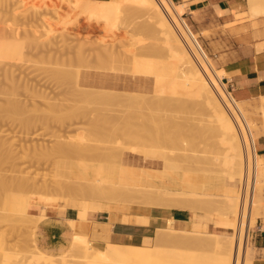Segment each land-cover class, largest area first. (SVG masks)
<instances>
[{"label": "bare ground", "instance_id": "obj_1", "mask_svg": "<svg viewBox=\"0 0 264 264\" xmlns=\"http://www.w3.org/2000/svg\"><path fill=\"white\" fill-rule=\"evenodd\" d=\"M61 1L62 0H60L59 2L61 3ZM63 3H67V4H65L67 6H65V5L64 6L68 7V9L67 8L66 9L70 10V11H68V13H70V14L66 13V15H69V17L71 19L73 18V21H75V25H77V28L78 29L86 28L87 30H85V31L88 32V33H86L88 36H84V37H88V38H85V39L83 38L84 40H81L79 38V36L73 40L71 39L70 36H67V38L70 37V39L68 38L69 41L70 40L74 41L77 39L80 40L79 42H76V44H78V46L75 43H73L77 47L73 46L72 43H69L67 38H66L67 40L64 41V44H66V45L69 44V45H71V47L72 46L76 47L75 49L73 47L69 48V46L67 45L70 53H73L76 56H78L77 59L79 58L78 59L79 63L82 64L85 61V64H87V63L89 64V61L91 62V60H88V59H92L93 61L95 60L96 64L92 61V64H94V65H92V64L88 65L87 64V66H89V67L92 66V67H96V68H106L107 67L106 65L110 62L108 65L111 66L110 68H112L113 70L116 69V70H120V71H124V72H129V73L131 72L133 75L138 76L139 78H140V75H147V76H149V80H151V78H153V84H154V94L146 96L144 94H146L147 92H143V91L139 90V88H138L139 86L131 85V91L126 90V89L118 90V89H115L118 86L116 83H107L104 81H100L96 76H94L96 74H103L105 72H92L90 70H87L84 73L83 78L82 79L80 78L77 80V83L81 84L83 88L79 90L76 88V85H75L76 90L73 88L76 92V94H75L76 97H77V95H81L79 97H81V99H82V101H84V103L87 99H88L87 101H89V99H90V102H88V103H90V105L93 104L92 106H95L97 103H98L97 105H100V107H97L98 110H99V108L101 109L104 106H107V107H105V109L103 108L100 111L101 112H111V118H112V112H115V113L118 112L119 113V114L117 113L116 116H115V113H113L114 116L117 118V120H115L117 122H116V124L114 123L115 127H114V129L112 128V130H114L113 133L116 132L118 134V136L116 138H119V140H121L120 142L119 141L115 142L117 145L116 147H114V149L116 148L117 152L116 151L113 152L115 154V156H113L115 158V160L113 161L112 164L110 163L111 165L109 164L108 167H107L106 163H108L109 160L107 161L105 159L106 163H103V162L100 163V161H98L100 164L98 163L99 165H97V167H96V178H95V180L89 181V182H81V183L77 182L78 185L74 184V186H76V187H74V189H72L77 193L76 195H80L81 197L86 196V195L93 196L95 198L94 200H96V201H94L95 203L92 202V204L90 201V207H92V206L95 207L94 208V211H95L96 205L98 206V209H100V206H101L102 207V209H100L101 212H108L110 215L109 216V222L110 223H107L106 225L103 224V226H101L100 231H98V228L96 227L97 223L95 224L96 226L92 230L94 236L106 238V240H107L108 234L110 231L111 223L114 221H117L119 219L118 217H115L114 210L118 209V208L123 209V207H124V205L122 206V205H120V203H122V204L123 203H132V204L136 203V204L148 206L150 208V211L153 214H163V215H169L171 213L172 207H174V208L176 207L177 209L181 208L182 210L184 208L191 207V206H188L190 203V202H188L189 201L188 198L186 197L187 201L183 197L180 198L179 195L181 193L177 189L167 188L164 190V189L156 187V186L136 187V186H131V185H127V184H122V183H119L115 180V176H116L117 171L130 170V169H135V168H142V169L148 170V173L150 176H156V175L161 174L163 176L171 177L174 173L173 172L174 170H176V169L180 170V168H184V167H182L183 165H185V164H182V163H184V161H186V160H188L186 162L191 161L192 158H190V156H187L189 153H187L186 156H185V154L180 155L179 153H178L179 154L178 155V154H176L175 150L173 149L174 146L171 148V146L176 144L175 142H178V141H176V139L171 136L174 131L171 133V135H169V132H171V131L167 130L168 129L167 127H170L169 125L171 122L167 126V124H165V122H164L166 119L164 120V118L160 115L163 108L166 109V107L169 106L170 103H172L173 99L181 98L184 96V97H186V99L188 97L189 100L192 98L193 99L192 101H195L197 105L200 104L201 106H203L204 110L207 111V113L205 111V113L207 115L206 116L207 117L206 122L209 123V125L212 123V121L215 122V124L214 123H212V124H214L215 129H217V133L219 132L218 136H219V134H220V136L224 134L223 136L226 138L228 143L222 142L224 139L223 136H222L223 139H222V137L219 136L222 139V141H221V139H219V140L222 143H224V146L226 145V148H227L226 150L229 149V146L231 148V152H230V150H228L227 152H230V154L228 153V156H230V157L232 156V159L229 157L228 160H230L229 164H231L230 165L231 174H233L235 176V178L233 179V180H235L234 183H236L238 181V179L241 181V179L245 177V173H246V177H245L246 183L244 185V192H243V198H242V204H241L242 208L240 207L241 191H239L235 195H228L226 200L222 198L223 200H225L223 202L224 203L223 205L225 207V208L223 207L224 213L221 212L222 216L218 215L215 223L219 226H223L224 228L231 229L232 231H234V234H232V235L218 234V237H221V240L219 238L220 242H219L218 238H216L215 235H212L211 238L208 236L209 239L206 236L207 240L205 238H203L202 234L206 232V231L203 232V226L205 224L204 222L193 221L192 228L183 229V228L171 226L172 221H174L175 219L173 217H168V218H166L168 221V224H169L168 227L167 228H162V227L157 228L155 240H154L155 246L151 245V246L145 247V246H137V245H132V244L131 245L130 244H115V246L109 247L108 251L106 252L107 256L105 255V252L102 253L103 247L94 246L91 243L92 241H90L88 239L89 227L87 225V220L82 221V218H85V219L88 218V214L90 211H87V210H89V209L85 208L87 212H84L85 211L84 208H83L84 211H81L78 202L74 200L75 202H77V203H74V202H72L73 200L71 199L70 207L77 209L78 219L68 220V222H69L68 223L69 224L68 232L69 231L71 233L73 232L72 234L68 233V235H71L73 240L75 239V241L73 243H77L76 242V235H75V237H73L74 233L77 234V240H78V235L80 238V241H79L80 243L78 244V246L74 247V245H73L72 247L76 251L77 256H79V257L82 256L85 258L87 257V260H88V257H90L89 258L90 260L93 257L92 260H95V261H89L88 260V261H80V262L76 263V262H72L71 260H64V261H59L58 264H73V263H75V264H111V263H113V264H251L249 258H246V256H245V253H246L245 249L247 247V242L250 240L249 239L250 230L248 231V237H247L246 231L249 228V224H250V217H251V212L253 209L252 199H254V197H253L254 187H256L255 184H257V183H255V182L258 179V178L256 179V177H257V175H256L257 160H256L255 153L253 151L252 137L248 133V127L250 124L242 121L240 113L238 112V110L234 106L233 99L231 98L230 94H228L222 86V77L226 74L225 71L223 69L213 68L212 65L205 60V58L203 57V55L201 54V52L197 48L194 40L192 39V37L188 33L187 29L185 28V26L182 24L179 17L177 16V13L175 11L172 0H73V1L64 0ZM63 3H61V4L63 5ZM250 10H251L253 16L259 17V15L264 14V5L262 4V0H250ZM59 12H61V11H59ZM65 12H67V11L65 10ZM54 15H57L56 16L57 18L59 17V19L57 21L58 24L60 23L62 25H67V23H69L65 20V18L66 19L68 18L65 16V13H64V15L59 14V13H56ZM101 18H104L105 22L108 24L110 31H113L110 27H112V28L114 27V28L118 29V27L120 28V25H121V24L120 25H118V24L122 23V25L124 24L125 26L129 27L131 29L130 30L128 28L129 31L133 32V34H136V32H138L141 34L144 33V34L151 35V36L143 35V37L145 36L146 40L150 39L152 41L144 42L145 39L144 38H143L144 40L141 39L142 35H141L140 39L137 38L135 40L136 37L133 36V34L131 33L132 36L131 35L125 36V38L127 40H128L127 37H129L130 40H128V41L130 43H128L127 40H124L126 43H123L124 41H122L123 39L121 38V36H120L121 40L120 39H114V37L110 35V33H112V32H110L109 35L111 36V39H110V37H109V39H107L108 36L106 37L105 35H103L104 37L101 36L103 38H101L99 40L95 39V41L91 42L89 40L90 32H89L88 28L91 27L90 31L92 29H94V30H92L93 33H96L97 30L99 31V29H97V27H99V26H97L95 28L94 26L96 24L93 26L92 22L94 21V19L99 21ZM83 20H85V22L81 23V21H83ZM73 21H72V23H74ZM81 25H83L84 27H81ZM114 25H116V26L118 25V27H116ZM108 27L106 28V30L108 29ZM81 30H83V29H81ZM115 30H114V32H115ZM79 32L80 31H78V33ZM108 32H109V30H108ZM108 32H107V35H108ZM62 35H63V33H62ZM84 35H85V33H84ZM130 36H131V38H130ZM18 37L19 36L16 35V38H18ZM2 38L4 39V41L3 40L0 41V63L4 62V60H21L23 58V53H24V52L22 53L21 50L23 49V47H25L23 44H24L25 40H27V39L23 38V41H24L23 44L21 41L22 37H20L18 39L21 42V44L23 45V46L21 45L22 49H20V46L16 42H10L9 39H8V42H6L7 40H5V39H7V38L1 37L0 39H2ZM33 38L30 39L28 36V40L30 39L29 41H31V40H34V41L38 40V42L41 41V38H40V40L38 38L35 39L36 36L35 37L33 36ZM81 38H82V36H81ZM64 39H60L59 41L64 40ZM131 39L132 40L134 39L133 44L131 43ZM44 40H46V39H44ZM55 40H56V38H55ZM118 40L121 41L120 44H118V42H119ZM65 42H68V43H65ZM34 43H32V44L34 45ZM27 44H31V43H27ZM39 45H40V43H39ZM158 46L159 47L161 46V48L165 49L164 52L166 51L167 54L166 53H164V54L159 53V52H163V51L158 50ZM68 48L66 47V49H68ZM43 49H44V47H43ZM92 49H95L97 52L95 50H92ZM163 49H161V50H163ZM89 50H91L90 51L91 53L87 52ZM260 50H261V47H260ZM52 51H54V50H52ZM28 53H30V52H28ZM39 53H41V52H39ZM165 54L167 55V57H165ZM55 55L53 56V58L57 56V55L56 56ZM76 56H75V58H76ZM88 57H91V58H88ZM48 58L50 59V56H48ZM57 58H59V57H57ZM57 58H55L54 63L56 65H58V64L61 65L62 64V62L60 64L61 60L59 61ZM71 58H73V57H71ZM80 58H81V60H80ZM86 58H87V61H86ZM51 61H52V59H50V63H51ZM80 61H82V62H80ZM76 62L78 65V61H76ZM113 63L115 65V67H112L114 65H110ZM12 65H13V63H12ZM12 65L10 63H8V66H12ZM51 65H52V63H51ZM54 65H52V66H54ZM3 66H5V64ZM62 66H64V65L62 64ZM80 66H82V65H80ZM83 66H84V64H83ZM1 68L2 67H0V69ZM3 68H2V70H4ZM55 68H52L51 71L54 72ZM75 68H71V69H73V72H74L73 73L72 70H70V73L71 72L73 73L71 75H70L69 71L67 70L68 68H65V69L62 68L65 71H62L63 75L61 74L62 72L60 74L62 75V77H65L68 73V75H70L69 77L66 76L68 78L66 81L68 82L69 78L71 76L75 77V75H74V74H76ZM56 69H55L54 74L59 76L58 73L62 69H60V71H57L58 73L56 72ZM57 70H59V68ZM10 71H11V69L6 67L5 68L6 74L3 72L5 74V76L7 75L6 78H8V79H10L13 75V72L11 71V77H9ZM8 74H9V76H8ZM64 74H65V76H64ZM106 74H108V73H106ZM51 76H52V74H51ZM78 76H79V73H78L77 77ZM13 77H14V75H13ZM13 77H12V79H13ZM15 77H14V80H15ZM59 77L56 78L57 81H60V80H58ZM66 77H65V79H66ZM72 77H71V79H72ZM91 77H93V79ZM74 79H72V80H74ZM14 80L10 81L11 84L17 85V83H14ZM7 82L8 81H6V85H7ZM19 83H20V81H18V84ZM63 83H64V79H63ZM69 83H71V86H72L73 82L69 81ZM20 84L18 85V87L22 86V89H23L22 81ZM68 85H70V84H68ZM0 86H1V84H0ZM9 86L10 85L8 84V87ZM24 86H26L25 88H28L31 90V88L28 87L29 86L28 84H26ZM59 86H60V84H59ZM15 87L16 86H14V87L11 86V88H15ZM61 87L62 86H60V88ZM2 90H4V89H2ZM25 90H27V89H25ZM7 91H8V89H7ZM27 91H25V92H27ZM68 91H69V88H68ZM61 92L62 93H59V94H65L64 90ZM78 92H79V94H77ZM1 93H2V91H1ZM66 93H67V91H66ZM72 93H74V92H72ZM27 94L25 93V96ZM14 95H15V93L12 96H14ZM37 95H39V97L45 98V96L40 95V93H38L36 91H30L29 92V96L25 97V98H27V101L23 102V100L20 99V101H22V104L19 102L18 99H17L18 102L16 101L17 103H15L13 100V97H12V101H10L9 100L10 98H8V100L11 103L15 104V106L13 104H11L12 106H10L11 108H13V106L15 108V109L10 108L11 112H12V110H16V112L13 111L12 114L17 115L20 112V114L22 115L23 110L25 112H28L29 109L25 110L24 105L26 107H28L30 103L35 105V103L37 102L35 100H37V98H38ZM56 95L58 96V93H56ZM18 96H19V94H18ZM83 96L86 98V100ZM16 97L14 96V98H16ZM35 97H37V98H35ZM68 97H66L65 99L68 100ZM57 98L61 99L60 95ZM69 98H71V97H69ZM73 98H75V97H73ZM60 99H59V101H60ZM75 99H77L76 102L80 100V98H75ZM8 100L5 103L8 104ZM61 100H63V99H61ZM91 100H96L97 103L96 102H95L96 104L92 103ZM180 100H182V99H180ZM64 101H66V100H64ZM70 101H72V100H70ZM10 102H9V104H10ZM184 102H185V99H183V103ZM23 103H24V105H23ZM60 103H62V102L60 101V102L51 103V104H47V105H49L51 109L56 110L57 108L59 109L60 106L62 105ZM84 103H83V105H84ZM187 103H188V101H187ZM7 104H5L4 106H6ZM67 104H68V102H67ZM79 104H80V102L77 104V107H80V106H78ZM1 105L2 104H0V106ZM65 105H63V106L65 107ZM70 105L71 104H69L68 106H70ZM73 105H75V103ZM181 105H182V103H181ZM85 106H87V105H85ZM172 106H174V105H172ZM186 106H187V104H186ZM8 107L6 108L7 110L9 109ZM77 107L73 108V110L76 111V109L77 110L80 109ZM3 108L0 109V111H3ZM81 108H82V106H81ZM62 109H65V108L62 107ZM70 109H71V107L70 108L68 107V110H70ZM93 109H95V108L93 107ZM149 109L151 110V113L154 112L153 115H150L151 118L148 115ZM89 110H91V109H89ZM89 110H87V111L89 112ZM102 110H104V111H102ZM150 110H149V112H150ZM170 110L167 109V111H170ZM188 110H190V109H188ZM202 110L203 109H201L200 111H202ZM71 111H72V109H71ZM56 112H57V110H56ZM64 112H65V110H64ZM84 112H86V111H84ZM90 112L92 113V110ZM28 113H25L24 115L25 116L26 115L27 116L32 115L30 112H28ZM67 113L69 114V111H67ZM8 114L9 113H7V115ZM20 114L18 116H20ZM59 114L61 116L64 113L63 114L59 113ZM65 114H66V112H65ZM68 114H66V115L68 116ZM165 114H166V112H165ZM181 114H184V113H181ZM10 115H11V113H10ZM71 115L73 116V113ZM71 115H70V117H72ZM103 115H104V117L106 116L105 114H103ZM3 116H5V115H3ZM60 116H58V117H60ZM91 116H89L90 120L92 119ZM109 116H110V114H109ZM146 116H149V118ZM32 117H33V115H32ZM32 117L31 118L29 117L30 122H31V120H33L32 122H34V119ZM74 117H76V114ZM101 117L102 116H100L99 118H101ZM177 117H179V116H177ZM65 118L68 119L69 117H65ZM95 118H98V117H95ZM95 118H93V120H91V122L94 121ZM211 118H213V119H211ZM0 119H1V117H0ZM2 119H4V118H2ZM52 119H54V118H52ZM208 119H209V122H208ZM22 120H24V119H22ZM26 120H28V118H26ZM26 120H24L23 123H25ZM96 120H99V119H96ZM112 120H114V119L112 118ZM147 120L149 122L151 121V124H149L147 122ZM10 121H11V119H10ZM106 121H109V120L106 119ZM144 121H145V123H144ZM166 121L168 123V120H166ZM210 121H211V123H210ZM2 122H1V124H2ZM35 122H36V119H35ZM55 122H56V120H55ZM10 123L12 124V122H10ZM26 123H27V121H26ZM99 123H102V122H99ZM141 123L143 124V128H145V127L147 128L149 126L148 129L145 128L146 129L145 131L148 130V133H146L145 135H142L143 133H141L140 129H139V127L141 126L140 125ZM172 123H175V122H172ZM6 124H8V123H6ZM91 124H94V122ZM145 124L147 126L144 127ZM2 125L4 126V124H2ZM21 125H22V123H21ZM243 125H244V128H243ZM18 126H20L19 123H18ZM22 126H21V128H22ZM99 127L100 126H98L96 128L98 129ZM194 127H196V126H194ZM197 127H199V126H197ZM24 128L26 130L27 125H25ZM28 128H29V125H28ZM92 128H90V129L92 130ZM140 128H142V126ZM4 129L5 128H3L2 130H4ZM18 130H19V128H18ZM102 130H104V129H102ZM220 130L223 134L220 132ZM0 131H1V129H0ZM21 131H22V129H21ZM94 131L95 130L93 129V132ZM145 131H144V133H145ZM185 131H187V130H185ZM2 132H1V134H2ZM103 132H105V134L108 133V132L106 133V129ZM182 132H183V130H182ZM95 133L96 132H94V134ZM183 133H185V132H183ZM193 133H195V132L193 131ZM200 134H202V133H200ZM97 135H99V134H97ZM102 136H104V135L100 134L99 137H102ZM174 136H175V134H174ZM0 137H4V136H0ZM108 137H111V136H108ZM95 138H97V137L95 136ZM116 138L114 136V139H116ZM192 138H191V140H192ZM92 139H94V138L92 137ZM105 139L106 138H104V140ZM95 140L96 139H94V141ZM99 140H100V142L101 141L104 142L103 139H99ZM99 140H97V141H99ZM194 140H195V138H194ZM194 140H193V142H194ZM210 140H209V142H210ZM88 141H89V139L87 140V138H85L84 140L77 142V143H70V142H67L65 140H63L62 142L58 141L60 143H57L59 145L56 144L59 147V151H57V152H61L60 148H61L62 152L64 149H65L64 152L65 151H67V152L72 151L73 152L76 150L75 152L78 153L77 154V156H78L82 150H84V151L87 150L84 153V155H82V156L80 155L81 158L89 157V156H92V157L95 156L96 157L98 155V152L95 151V148H94L95 146L92 148L91 147L92 143L90 144ZM107 141H108V139H107ZM167 141L169 142V144L172 143V145H170V147H167L168 145L167 146L165 145L168 143ZM198 141H200V140H197L196 142H198ZM5 142L6 141H4V143ZM117 142H119V145L117 144ZM212 143H214V142H212ZM227 144H228V147H227ZM2 145H4L3 141H2ZM210 145L212 146L213 144H210ZM215 145H216V143H215ZM98 146L99 145L96 144V147H97L96 149H99ZM58 147L56 148V146H55V149H58ZM68 147H70L69 150H67ZM203 147L205 148V146H203ZM91 148L93 149L92 150L93 153L90 152L91 150L89 151L90 153L88 152V150ZM107 148H109V147H107ZM110 148H111V150H113L112 147H110ZM183 148H184V146H183ZM0 149H1V147H0ZM10 149L8 148V150H10ZM52 149H54V148H51V150ZM103 149H104V147H103ZM185 149H186L185 151L187 152L188 150L186 147H185ZM188 149H189V147H188ZM6 150H7V148H6ZM6 150H5V152H6ZM77 150L79 152H77ZM109 150L110 149H108V151ZM192 150H193V148H192ZM202 150H204V149H202ZM214 150H215V148H214ZM45 151H47V150H45ZM84 151H82L81 153L83 154ZM106 151L107 150L100 152V154L98 156L100 157L101 153H103V157L105 156V158H107L106 157V153H107ZM190 151H191V149H190ZM193 151L195 153V149ZM54 152H56V150ZM201 152H203V151H201ZM208 152H209V150H208ZM7 153L9 154V151ZM86 153H87V155H86ZM231 153H233V155ZM43 154H45V153L43 152ZM65 154H67V153L65 152ZM202 154L203 153H201V155ZM207 154H209V153H207ZM38 155H41V154H38ZM72 155H73V153H72ZM109 155L112 157V152ZM109 155H108V158H109ZM191 155H193V154H191ZM196 155H194L195 160H197ZM67 156L68 155H66V157L65 156H63V157H65V159H67ZM70 156L71 155H69V157ZM122 156H124V157L122 158ZM200 156L198 158L201 159L200 162H203L202 160L205 159L206 156L204 155L205 157L203 159L201 158L202 156L201 157ZM1 157L3 158L4 156H0V158ZM71 157L74 158V156H71ZM99 157L97 159H102V161H103V157L102 158H99ZM111 157H110V159H112ZM187 157H189V158H187ZM77 158H79V157H77ZM90 158L91 157H89V160H90ZM120 158H122V160ZM181 158L182 159L185 158V160L184 159L182 160ZM218 159L216 158L215 160L218 161ZM212 160H213V158H212ZM7 161H8V159H7ZM180 161H182V163ZM179 162H180V164H179ZM206 162H207V164L205 165ZM208 162L209 163L212 162V161L210 162L209 157H208L207 161L204 160V164L201 163V165H205V166L200 165V168L202 167L201 169H198V171L201 170V171H199L200 173L202 172V173L206 174V172H207L208 174H210V173H215V171L217 172L216 167H218V165L217 164L213 165V167L216 169L215 170L213 167H211V164L208 165L209 164ZM230 162H232V163H230ZM2 164L4 165L5 163L3 162ZM178 164L179 165L182 164L181 167L179 166L180 168L178 167ZM212 164H214V163H212ZM69 165H72V163ZM207 165L211 167L210 170H209V167ZM58 166L61 168L62 164H61V166L58 164ZM105 167H107V168H105ZM145 167H149L151 169H147ZM188 167H190V166L188 165ZM188 167H186V168L188 169ZM232 167L235 171H233V169L231 170ZM63 168L65 169V167H63ZM213 169H214V171H212ZM67 170H68V168L65 170L66 173H67ZM196 170H197V168H196ZM70 171L71 170L69 168V172ZM104 171L110 173V177L105 178L103 175ZM188 171H191V169ZM232 171L236 172L235 174H237V177L234 173H232ZM244 171H245V173H244ZM180 172H182V171H180ZM243 174H244V177H243ZM62 175H63V173H62ZM210 175H212V174H210ZM56 177H58V176H56ZM68 177H70V173H69ZM27 178H29V177L27 176ZM232 178H231V181H232ZM8 179H9V177H8ZM24 180H25V178H24ZM55 180H57V179H55ZM5 181H6V178L4 181L1 180L0 185L4 186V188H6L8 190L7 186H5V185L9 182L8 181L5 182ZM12 181H14V180L12 179ZM19 182H18V184H19ZM27 182H28V180H27ZM24 183H23V185H24ZM62 183H64V181H62ZM62 183H60L61 186H62ZM18 184H16L17 187H18ZM8 185L10 187V184H8ZM44 186H45V184H44ZM61 186H60V188H61ZM60 188H58V189L60 190ZM10 189L11 188H9V191H10ZM14 189H15V187H14ZM19 190H20V188H19ZM3 191H5V190H2V192ZM10 193H12V190L10 191ZM3 194H4V192H3ZM45 196H47V195H45ZM177 196H179V197H177ZM76 197L79 198V196H76ZM93 197H91V198H93ZM210 197H211V195H210ZM87 198L85 197V199H87ZM179 198L182 200V202ZM196 198H198V197H196ZM224 198H226V197H224ZM0 199H1V197H0ZM206 199L203 198L201 200V198L200 199L198 198L200 203H201V201H205ZM219 199H221V197H219ZM183 200L185 202H183ZM209 200H211V201L209 202ZM21 201L22 200H19V202H21ZM206 201H207L206 204L208 205L207 207L211 206L209 204L215 205L214 204L215 200H213V199H207ZM35 202L46 203V199L38 198L35 200L34 198L30 197L29 200H27V202L25 203V205H15V210H19L20 212H29L28 210L31 208L32 204ZM81 203L84 204V202H81ZM86 203H88V202H86ZM184 203H185V205L187 204V206H183ZM192 203H193V201H192ZM215 203H218V202L216 201ZM88 204H86V205H88ZM195 204H193V205L195 206ZM190 205H192V204L190 203ZM216 205H217V208H215V209H219L218 206L220 204H216ZM196 206H198V204H196ZM196 206L191 207V208H193V210H194V208H196ZM0 207H1V204H0ZM200 207L201 206H199V210H201ZM211 207H212V209H214L213 206H211ZM239 207H240V215H239ZM98 209H97V211H98ZM195 210H198V209H195ZM0 211H2L1 208H0ZM214 211L215 210H213L212 212H214ZM216 212H217V210H216ZM218 212H219V210H218ZM1 214H2V212H1ZM2 217H3V215L0 218H2ZM45 217L46 216H35V217H32L30 220L37 224V223L43 222ZM129 217H130L129 221H132L133 216L132 217L129 216ZM190 219L193 220V215H191ZM135 221L140 223V224H149L152 222V219L149 216H142V217L136 216ZM212 237H215L216 240ZM236 237H237V239H236ZM69 239L70 238H68V241H67L68 243L71 242V239H70V242H69ZM211 239L214 242V246L216 245L215 247L216 248L218 247V249H215V247L213 246V243L211 242ZM209 240L211 242L210 244H209ZM215 241L219 242V244L216 243ZM73 243H70L69 246H67V247H70V245H72ZM84 243L86 246L84 245ZM87 243H89V244L91 243L90 244L91 246L90 247L87 246ZM66 245H67V243H66ZM211 246L214 247L215 250H213V248H211ZM60 247H59V249H60ZM63 247H65V245H63ZM72 247L69 248L70 251H71ZM113 247H116V248H113ZM202 247L203 248L205 247L204 248L205 251L200 252L202 250ZM207 247L209 248V250L211 248V250H210L211 252L213 251V253H211L212 257L209 256L210 254L207 255V253H205V252L209 251ZM198 248L200 249L199 251L197 250ZM64 249H61V250H64ZM206 249H207V251H206ZM217 250L219 251V253H217L218 252ZM66 251H68L67 248H66ZM103 251H106V250H103ZM90 254H92V255L95 254V257H96V255L97 256H99V255L103 256L104 261L98 260L97 259L98 257H96L94 259V255L91 256ZM214 254H215V256H216V254H217V256L220 255L219 259L217 258V256H216V259L214 258L216 260L215 262H213V259H212ZM70 255L74 256V254L73 255L69 254V256ZM105 256L107 257L108 261H105V259H106ZM14 261H16L17 264H20L23 260H22V258H20V259L17 258ZM109 262H111V263H109Z\"/></svg>", "mask_w": 264, "mask_h": 264}, {"label": "rangeland", "instance_id": "obj_2", "mask_svg": "<svg viewBox=\"0 0 264 264\" xmlns=\"http://www.w3.org/2000/svg\"><path fill=\"white\" fill-rule=\"evenodd\" d=\"M59 1L58 0L57 1L56 0H0V38L1 37L7 38V39H5V40H7L6 42H8V39H9L10 42H16L20 46V49H22L23 45L25 46L21 50L22 53L24 52L23 53V58L21 60H4V62L0 63L1 65L5 64V66H3V65L1 66L0 65V67H2V68L4 67L3 68L4 70H2V68L0 69L1 70L0 71V84H1V86H0V98H1L0 99V104H2L0 106V109H2L4 107L3 111H0V117H1V119H0L1 120L0 121V129H1L0 134L3 131L0 136H4V137H0V139H1L0 140L1 141L0 144L2 145V141H3V144H4L2 146L0 145V147L2 149V150L0 149L2 151V152L0 151V156H4L3 157L4 159L2 157L0 158V161H1L0 162V181L1 180L4 181L5 178H6L5 182H7V181L9 182V183H7L5 185V186H7L8 190L6 188H4V186L0 185V188H1L0 189V192H1L0 193V197H1V199H0L1 207L0 208L2 210V211H0V217L3 215V217L0 218V264H17L16 261H14L17 258H19V259L22 258L23 261L20 264H58L59 261H64V260H71L72 262H76V263L80 262V261H88V260L89 261H95V260H92L93 257L91 258V260L89 259L90 257H88V260H87V257L86 258L82 257V256L79 257V256L76 255V251L74 250V248L72 246L73 245H74V247L78 246V244L80 243L79 242L80 238H79V235H78V240H77V234L74 233L73 237H75V235H76V242L77 243H73L75 241V239L73 240L71 235H68V233L69 234L71 233L70 231L69 232L67 231L66 234L71 239V242H70V239H69V242L73 243L72 245H70V247H72L71 251L73 250L72 252L69 250L70 247H67L70 244L68 242H66L67 245H66V243L62 244V246L60 247L59 251L56 252V253H52V252L50 253V252H48L46 250L41 249L38 246V244H37V242L35 240V230L37 229V226H38L37 224H39V223L36 224V223H34V222H32L30 220L32 217H35L37 215H34L31 212V208L28 210L29 212H20L19 210H15V205H25V203L27 202V200H29L30 197L34 198L35 200L38 199V198H44V199H46V203H41V204L44 205V211H43V213L41 215H38V216H46V213H45V208L46 207L50 206L51 209H55L57 207H61V208L65 209L67 207H70V202H71V199H72L73 200L72 202H74V203L78 202L81 211H84L83 208L84 209L88 208L89 210H87V211H90V212L91 211H93V212H101V210H100V209H102L101 206H100V209H98V206L96 205V210L95 211H94L95 207H93V206L90 207V201H91V204H92V202L96 201V200H94L95 198L93 196L86 195V196L81 197L80 195H76L77 193L74 190H72V189H74V187H76V186H74V184L76 185L77 182L81 183V182H89V181L95 180V178H96V167L101 162L106 163L105 159L107 161L109 160V162L106 163L107 167H108V165L110 163L112 164L113 161L115 160V158L113 157V156H115V154L113 152L114 151L117 152L116 148L114 149V147L117 146L115 142L116 141L120 142L121 140H119V138H116L118 136V134L116 132L113 133L114 130H112V128L114 129V127H115L114 123L116 124V122H117V121H115V120H117V118L115 116H116V114L118 112H116V113L112 112V118L114 119V120H112L111 112H101L100 111L103 108L105 109V107H107V106H104V107L102 106L103 108H101V109L99 108V110H98L97 107H100V105H97L98 103L96 102V100H91L92 103H95V102L97 103V104L95 103L97 106L96 105L92 106L93 105L92 103H91L92 105H90V103H88V102H90V99H89V101H87L88 99L86 100V98L83 96L85 98V100H86L85 103H84V101H82L81 97H79L81 95H77V97L75 95L76 94L75 85H76V88L79 89V90L83 88L81 84L77 83V80L80 79V78L82 79L84 73L87 70H90L92 72H105V73H110V74H113V75L121 76L122 77L121 80H120L121 84L118 85L115 89H118V90L126 89V90L131 91V85L135 84V85L139 86L138 87L139 90H141L143 92H147L144 95L148 96V95L154 94L153 78H151V80H149V76H147V75H140V77L141 78H147L148 81H145V80L140 81L138 79L139 77L133 75L131 72L129 73V72H124V71H120V70H116V69L113 70L112 68H110L111 66L108 65L110 62L108 64L106 63L107 64L106 68H96V67H92V66L89 67V66H87L88 63L85 64V61L82 64L79 63V60H78L79 58L77 59L78 56H76L73 53H70V51H69V48L71 47V45L67 44L69 46V48H68V46L66 44H64V41H66L68 38L70 39V37L73 40V39L77 38L78 36H79V38L81 40H84L85 38H88V37H84V36H88L86 34L88 32L85 31V30H87L86 28H81L83 30L77 28V25H75V21H73V18L71 19L69 17V15H66V13L70 14V13H68V11H70V10H67L68 7H65V6H67V5H65L67 3H63L64 0H62L61 1V3H63V5H62ZM67 1H69V0H67ZM71 1H73V0H71ZM262 4L264 5V0H262ZM64 9L67 12H65ZM179 10H180V14H181V19L193 31V33L195 34L198 42L204 48V50H205L206 54L208 55V57L211 58L212 55L210 53V50L206 47V45H205L204 41L202 40L201 36L194 30V28L189 23V21L186 20L182 16L183 10L180 7H179ZM59 11H61V12H59ZM56 13L63 14V15L65 13V16L68 17L67 19L65 18V20L67 22H69V23H67V25H62L60 23L58 24L57 21H58L59 17L58 18L56 17L58 14L54 15ZM249 14H250L249 15L250 17L253 16L252 12L250 10V0H249ZM72 21L74 23H72ZM84 22H85V20L81 21V23H84ZM92 25L93 26L95 25L94 26L95 28L97 26H99V27H97V29H99L100 32L96 29L97 30V31L95 30L96 33H93L92 30H94V29H92L90 31L91 27L88 28V30L90 32L89 40L91 42L95 41V39L99 40V39L103 38L104 37L103 35H105L106 37L108 36L107 39H109V37L111 39V36H113L114 39H120V36H121V38L123 39L122 41H124V40H127L125 38V36H129V35H131V33L133 34V32L129 31L130 28L125 26L124 24L122 25V23L118 24V25H120V28L118 27V25L117 26L114 25V26L118 27V29H116L114 27L113 28L110 27L113 30V31H110V29L108 27V24L105 22L104 18H101L99 21L94 19V21L92 22ZM81 27H84V26L81 25ZM107 27H108V29L106 30ZM108 30H109V32H108ZM114 30H115V32H114ZM78 31H80V32L78 33ZM106 31L108 32V35H107ZM110 32H112V33H110ZM62 33H63V35L65 34L66 36L64 35L65 36L64 37L62 35ZM84 33H85V35H84ZM109 33H110L111 36L109 35ZM137 33L138 32H136V34H133V36L136 37L135 40L137 38L140 39L141 35H142L141 39H143V38L145 39V36L143 37V35L151 36V35L144 34V33L143 34L138 33L139 34L138 35ZM16 35L19 36V37L16 38ZM80 35L82 36V38H81ZM28 36H29L30 39L33 38V36L34 37L36 36L35 39L38 38L40 40V38H41V41H39V42H38V40L37 41L35 40L36 42L34 40L29 41L30 39L28 40ZM67 36H70V37L67 38ZM101 36H103V37H101ZM131 36H130V38H131ZM20 37H22V40L20 39L22 41V44L24 42L23 38L27 39V40H25L26 43L24 42L23 45L18 40ZM205 37L210 38V36H205ZM55 38H56L57 41L55 40ZM127 38H128V40H130L129 37H127ZM44 39H46V40H44ZM60 39H64V40L59 41ZM69 39H68L69 43H72L73 46H76V45L78 46V44H76V42H79L80 40H78V39L74 40V41L70 40L71 41L70 42ZM2 40L4 41L3 38L0 39V41H2ZM120 40H118L119 42L117 41L118 44L121 43ZM133 41H134V39L133 40L131 39V43L132 44L134 43ZM149 41H152V40H150V39L149 40H146V39L144 40V42H149ZM68 42H65V43H68ZM27 43H31V44H27ZM32 43H34V45ZM39 43H40V45H39ZM73 43H75L76 45H74ZM123 43H126V42L124 41ZM128 43H130V42L128 41ZM43 47H44V49H43ZM66 47L68 49H66ZM76 47H73V48L75 49ZM197 48L199 49V51L201 52V54L203 55L205 60L208 62V60L205 57V55L203 54L200 46H197ZM161 49H163V48H161V46L160 47L158 46V50L163 51V52H159V53H163V54L166 53L167 54L166 51L164 52L165 49H163V50H161ZM52 50H54V51H52ZM92 50H95V49H92ZM90 51L91 50H89L87 52H90ZM28 52H30L31 54L28 53ZM39 52H41V53H39ZM53 54L54 55L56 54L57 56L55 55L56 57L53 58V56H54ZM166 54H165V57H167ZM48 56H50V59H52V61H51L52 65L55 64L54 63L55 58L59 57L57 59L59 61L61 60L60 64L62 62V64L64 66H62V64L61 65H59V64L56 65L55 64L54 66H52ZM75 56H76V58H75ZM71 57H73V58H71ZM88 58H91V57H88ZM75 60L78 61V65H77V62ZM80 60H81V58H80ZM88 60H91V62L89 61L88 65L92 64L93 60L92 59H88ZM211 60L214 62L215 66L217 68L215 60L213 58H211ZM86 61H87V58H86ZM11 62L13 63V65H12ZM80 62H82V61H80ZM93 62L95 63V60ZM8 63H10L12 66H8ZM83 64H84V66H83ZM80 65H82V66H80ZM92 65H94V64H92ZM110 65H114V63L110 64ZM6 67L11 69V71L13 72L14 77L16 76L15 80H14L13 75H12L13 79L11 77V71H10V76L8 74V76L11 77V78L10 79L6 78L7 77V75L5 76V74H6L5 73V68ZM51 67L52 68L56 67L57 69L59 68V70H57L55 68L56 72L60 71V69H62V68H64V69L68 68L67 70L69 71V73H70V70H72V72H73V69H71V68H75L76 67L75 68L76 74H74L75 77L71 76L72 79L75 78L74 79L75 81L72 80L71 77L69 78V81L73 82L72 86H71V83H69V81L68 82L66 81L68 79L66 76L69 77L74 72L73 73L71 72L70 75H68V73H67L66 76L64 74V76L66 77V79H65V77H62V75H63L62 71H65V70L62 69L59 73L57 72L59 74V76L62 74L59 77L56 74H54L55 69H54V72L51 71L52 70ZM112 67H115V65L112 66ZM50 73L52 74V76H51ZM78 73H79V76L77 77ZM58 77H59L58 80H60V81H57L56 78H58ZM63 79H64V83H63ZM11 80L12 81L14 80V83H17V85L16 84L12 85L11 82H10ZM6 81H8L7 85H6ZM18 81H20V83L22 81L23 89H22V86L18 87V85L20 84V83L18 84ZM8 84L10 85L9 87H8ZM26 84L29 85L28 87H30L31 90L28 89V88H25L26 86H24V85H26ZM59 84L63 88L62 87L60 88ZM68 84H70V85H68ZM11 86L12 87L16 86V87L15 88H11ZM68 88H69V91H68ZM225 88H226V91H228L229 93H231L233 95H237V93H232L231 92L232 89L230 87H228L227 85H225ZM2 89H4V90H2ZM7 89H8V91H7ZM25 89H27L28 91L25 90ZM63 90H64L65 94H59V93H62L61 91H63ZM1 91H2V93H1ZM25 91H27V92H25ZM30 91H36V92L40 93V95L45 96V98H43V97H39V95H37L38 98L35 97V98H37V100H35V101H37L35 103V105L30 103L29 106L26 107L24 105V103H23L25 110L29 109L28 112H30L33 115V117H32V115H29V116L26 115L25 116L24 114L28 113V112H25L24 110H23V113L21 112L22 115L20 114V112L19 113L17 112L18 113L17 115L12 114L13 111L16 112V110H12V112H11V109H15L14 108L15 104L10 102V101H12V97H13V100H14L15 103H17L18 100H19V102L22 104V101H20V99L23 100V102L27 101V98H25V97L29 96V92ZM66 91H67V93H66ZM13 92L15 93L14 96L15 97L17 96L16 98H14V96H12L14 94ZM72 92H74V93H72ZM79 92L77 94H79ZM17 93L19 94V96H18ZM25 93L26 94L28 93V94L25 96ZM56 93H58V96L56 95ZM59 95H60L61 99H63V100H61L59 98L60 101L62 102L60 104H62V105L60 106L59 109L58 108L56 109L57 110V112H56V110L51 109L50 106L47 105V104L60 102L59 99L57 98V97H59ZM65 96L66 97L69 96L71 98L68 97V100H67V99H65L66 98ZM73 97L80 98L81 101L78 99L79 101L76 102L77 99H75ZM8 98H10L9 99L10 101L8 100ZM180 99H182V100H180ZM183 99H185L186 103L185 102L183 103ZM7 100H8V104L5 103V102H7ZM64 100H66V101H64ZM70 100H72V101H70ZM190 100H189L188 97L186 99V97H184V96L181 97V98L173 99L172 103H170L171 102L170 101L169 102L170 105L167 106L166 109L163 108V110H162V112L160 114L164 118V120L165 119L168 120V123H167L166 120L164 121L165 124H167V126L171 122L170 125H169L170 127H167L168 128L167 130L171 131V132H169V135H171V133L174 131L171 136L174 137L176 139V141H178V142H175L176 144H174V145H172V143L169 144V142L167 141L168 143L165 144V145L166 146L168 145L167 147H170V145H172L171 148L174 146L176 149L174 147H173V149L175 150L176 154H178V153L180 155L185 154V156H186L187 153H189L187 156H190V158H192L191 161H189V162H186L188 160L184 161V163H182V161H180L182 164H185V165L182 166L184 168H180L182 164L179 165L180 164V162H179L178 167L180 166L179 167L180 170L179 169L177 170L175 168L176 170H174L173 172L182 171V172H193V173H198L199 174L200 173L199 171H201V170L198 171V169L202 168V167L200 168L201 163L204 164V160L207 161V159L209 157L210 158V162L211 161L212 162L211 163L208 162L209 163L208 165L211 164V167H213V165L217 164L218 167H219V168L216 167L217 168V172L215 171V173H210L211 172L210 171L209 173L212 174L215 177L220 178V179H223V177L227 178L228 181L230 180L229 182L234 183L235 180H233V179L235 178V176L233 174H231V171H230V165L231 164H229L230 160H228L229 157H230V156H228V153L230 154L231 148L229 146L228 150H230V152H227L228 150H226L227 149L226 145L224 146V143H222V142H227L228 143V141L223 136L224 134L221 132V130H220V132L223 135L220 136V134H219V136L220 137L223 136L225 140L222 137V139H223V141H222V139L218 136L219 132L217 133V129H215V127H214L215 122L212 121V123H214V124H212L211 121H210V123H211L210 125H209V123L206 122L207 121L206 120L207 119V117H206L207 116L206 115L207 111L204 110L203 106H201L200 104L197 105L195 101H192L193 100L192 98ZM187 101H188V103H187ZM9 102H10V104H9ZM67 102H68V104H67ZM79 102H80V104L78 106H80V107H77V104ZM74 103H75L76 106L73 105ZM83 103H84V105H83ZM181 103H182V105H181ZM5 104H7V105L4 106ZM11 104L14 105L13 108L10 107V106H12ZM69 104H71V105L68 106ZM186 104H187V106H186ZM63 105H65V107ZM85 105H87V106H85ZM172 105H174V106H172ZM67 106L69 108L71 107L72 111H71V109L68 110ZM81 106H82V108H81ZM234 106L238 110V112L240 113L242 121L250 124L249 127H248V133L252 137L253 151L255 153L256 160H257V166H256V175H257V177H256V179L257 178L258 179L255 182V183H257V184H255L256 187H254V193H253L254 194L253 195L254 199H252L253 209H252V212H251L250 224H249V228L246 231V234H248V231L250 230V232H249V239L250 240H249V242L247 244V247L245 249V251H246L245 256H246V258H249L250 254H249L248 251L252 252L254 257L258 254V251L255 249L254 244H253V238H252V233L253 232H252V230L256 226L258 220H263L264 221V160L257 153V149H256V147L254 145V140H255L254 139V134H256L257 128L260 129L259 135L264 134V95L247 96L246 100L239 99V104L234 102ZM7 107L9 108L8 110L6 109ZM62 107L65 108V109H62ZM76 107L80 108V109L79 110L76 109V111L73 110V108H76ZM93 107L95 109H93ZM89 109L92 110V113L90 112L91 110H89ZM167 109L168 110L171 109V110L167 111ZM188 109H190V110H188ZM201 109H203L202 111L204 113L202 111H200ZM64 110H65L66 114H68L67 111H69L70 115L73 113V116L71 115L73 118L70 117L69 114L67 116L65 114ZM87 110H89V112ZM149 110H148L149 114L148 113L147 114L149 116L153 115L154 112L151 113V110H150V112H149ZM84 111H86V112H84ZM102 111H104V110H102ZM205 111H206V113H205ZM165 112H166V114H165ZM7 113H9V114L7 115ZM10 113H11L12 116L10 115ZM59 113H62V114L64 113V114L60 116ZM113 113H115V116H114ZM181 113H184V114H181ZM19 114H20V116H18ZM75 114H76V117H74ZM87 114L89 116H91L93 114L91 116V118H92L91 120H93V118H95V117H98V118H95L94 121L91 122V120H90V118H89V116ZM103 114H105L106 116L104 117ZM109 114H110V116H109ZM3 115H5V116H3ZM163 115L164 116L166 115V116L164 117ZM46 116L47 117L49 116V117L47 118ZM58 116H60V117H58ZM64 116L65 117H69L70 119L69 118L66 119ZM100 116H102V117L99 118ZM149 116H146V117L149 118ZM177 116H179V117H177ZM25 117L28 118L29 121L26 120ZM29 117L30 118L32 117L34 119V122H32L33 120H31V122L33 124L30 122ZM2 118H4V119H2ZM52 118H54V119H52ZM150 118H151V116H150ZM10 119H11V121H10ZM22 119L26 120L27 123H26V121H25V123H23L24 120H22ZM35 119H36V122H35ZM96 119H99V120H96ZM106 119L109 120V121H106ZM211 119H213V118H211ZM18 120L22 123L23 126L21 125V123ZM55 120H56V122H55ZM148 120H147V122L149 124H151V121L149 122ZM145 121H144V123H145ZM1 122H2V124H4L5 127L1 124ZM10 122H12V124ZM90 122L91 123L94 122V124H91ZM99 122H102V123H99ZM172 122H175V123H172ZM208 122H209V119H208ZM6 123H8V124H6ZM18 123L20 124V126H18ZM146 124L144 125V127L148 125V124L147 125ZM25 125H27L26 130L24 128ZM28 125H29V128H28ZM140 125L142 126V128H140L141 127ZM140 125H139L140 126L139 129H140V132L143 133L142 135H145L146 133H148V130L147 131H145V130L148 129L149 126L147 128L145 127L146 128L145 129V128H143V124L142 123ZM21 126H22V128H21ZM98 126H100V127L97 129L96 127H98ZM194 126H196V127H194ZM197 126H199V127H197ZM3 128H5V129L2 130ZM18 128H19V130H18ZM90 128H92V130ZM101 128L104 129V130H102ZM243 128H244V125H243ZM21 129H22V131H21ZM93 129L95 130L94 132H96L95 133L96 135L94 134ZM105 129H106V133L108 132L109 134L108 133L105 134V132H103V131H105ZM182 130L185 133H183ZM185 130H187V131H185ZM144 131H145V133H144ZM193 131L195 133H193ZM200 133H202V134H200ZM97 134H99V135H97ZM100 134L104 135V136H102L103 138L99 137ZM174 134H175V136H174ZM113 135L115 136L116 139H114ZM95 136L98 139L95 138ZM108 136H111V137H108ZM89 137L91 139L93 137L96 140L95 141H94V139L91 140ZM85 138H87V140L89 139L88 142L90 144L92 143L91 144L92 148L95 146L94 148H95V151L98 152V155L100 154V152H103V151L107 150L106 151L107 153L105 152L107 158H105V156L103 157V153H101L100 157L98 155L96 157L94 156L95 158L92 157V156H89V157H91L90 160H89V157L81 158V156L84 155V153L87 150L86 151L82 150V151H84L83 154L81 153L82 152L81 151L80 152L81 154L79 153L78 156H77L78 153L75 152L76 150L73 151V152L72 151H68L70 154L67 151H65L67 153V154H65V152H64L65 149L62 152V150L60 148L61 152H57V151H59V147L57 146L59 144H57V143H60L63 140H65L67 142H70V143H77V142H80V141L84 140ZM104 138H106L105 139L106 141L104 140ZM191 138H192V140H191ZM194 138H195V140H194ZM99 139H103L104 142H102V141L100 142ZM107 139H108V141H107ZM219 139H221L222 142ZM97 140H99V141H97ZM193 140H194V142H193ZM197 140H200V141L196 142ZM209 140H210V142H209ZM4 141H6V142L4 143ZM58 141H60V142H58ZM119 142H117L118 145H119ZM212 142H214V143H212ZM215 143H216V145H215ZM96 144L99 145L98 146L99 149H96L97 148ZM210 144H213V145L211 146ZM202 145L205 146V148ZM55 146H56V148L58 147V149H55ZM102 146L104 147V149H103ZM106 146L109 147V148H107ZM183 146H184V148H183ZM5 147L7 148V150H6ZM110 147H112L113 150H111ZM185 147L188 150L187 152L185 151L186 150ZM188 147H189V149H188ZM227 147H228V144H227ZM8 148L9 149L11 148V149L8 150ZM51 148H54V149L51 150ZM69 148L70 147H68L67 150H69ZM92 148L89 149L88 152L90 150H91L90 152H92V150H93ZM192 148H193V150L195 149V153L197 155L194 153ZM214 148H215V150H214ZM108 149H110L111 151L109 150L110 151L109 152ZM190 149H191V151H190ZM202 149H204V150H202ZM5 150H6V152H5ZM45 150H47V151H45ZM55 150H56V152H54ZM208 150H209V152H208ZM8 151H9V154L7 153ZM201 151H203V152H201ZM43 152L45 154H43ZM71 152L73 153V155H72ZM77 152H79V151L77 150ZM111 152H112V157L109 155V154H111ZM201 153H203V154L201 155ZM207 153H209V154H207ZM38 154H41V155H38ZM191 154H193V155H191ZM231 154L233 155V153H231ZM66 155H68L67 159H65ZM69 155L74 156L75 159L72 158L71 156L69 157ZM86 155H87V153H86ZM108 155H109V158H108ZM194 155H196V157H197L196 159L197 160H195V156ZM198 155L199 156L201 155L202 157L201 156L200 157L202 159L206 156L205 159L202 160L203 162H200L201 159L198 158L199 157ZM63 156H65V157H63ZM77 157H79L80 159L77 158ZM98 157L99 158L103 157V161H102V159H97ZM110 157L112 159H110ZM123 157L124 156H122V158ZM122 158H120V159L122 160ZM187 158H189V157H187ZM212 158H213L214 161L212 160ZM216 158L217 159L219 158L218 161L215 160ZM230 158L232 159V156ZM7 159H8V161H7ZM183 159L185 160V158H183ZM98 161H100V163ZM3 162L5 163L4 165L2 164ZM71 163H72V165H69ZM212 163H214V164H212ZM230 163H232V162H230ZM58 164L60 166L62 164L61 168L58 166ZM206 164H207V162L205 163V165ZM188 165L191 168L188 167ZM205 165H201V166H205ZM63 167H65V169ZM107 167H105V168H107ZM186 167H188V169ZM208 167H209V170H210L211 167L210 166H208ZM67 168H68V170H67V173H66L65 170ZM69 168L71 170L70 172H69ZM145 168L151 169L149 167H145ZM196 168H197V170H196ZM190 169H191V171H188ZM214 169L212 171H214ZM232 169H233V167L231 168V170ZM233 171H235V170L233 169ZM233 171H232V173L235 174L236 172H233ZM62 173H63V175H62ZM69 173H70V177H68ZM107 173L108 172L104 171L103 175H104L105 178L110 177V173H108V174ZM244 173H245V171H244ZM200 174H204V173L201 172ZM206 174H208V173L206 172ZM235 175L237 177V174H235ZM27 176L29 178H27ZM56 176H58V177H56ZM8 177H9V179H8ZM243 177H244V174H243ZM245 177H246V173H245ZM245 177L242 178L241 181L238 179V181L236 182V184L239 185V191H241V199H240V201H241L240 207L241 208H242L241 204H242V198H243V192H244V185L246 183ZM11 178L14 181H12ZM24 178H25V180H24ZM231 178H232L233 182L231 181ZM55 179H57V180H55ZM27 180H28L29 183L27 182ZM115 180L116 181H121V182L123 181V182L133 183L135 181V178L133 176H129V175H116L115 176ZM62 181H64V183H62ZM166 181H167V178H159V179H157L155 177H149V176H146V178H145V183L147 185H149V186H157L161 182H164L166 184ZM18 182H19V184H18ZM59 182L62 183V186H61V184ZM23 183H24V185H23ZM8 184H10V187H9ZM16 184H18V187H17ZM44 184H45V186H44ZM60 186H61V188H60ZM14 187H15V189H14ZM9 188H11L10 191L12 190V193H10ZM19 188H20V190H19ZM58 188H60V190ZM2 190H5V191H3L4 194H3ZM179 192L181 193L179 195L180 198L183 197V198L186 199V201H187V198H188V200H189L188 202H190L192 205L196 203V204H198V206H196V204H195L196 208H194V210H193V208H191V207H195V206L194 205L192 206L189 203L188 206H191V207L183 209V210L189 211V212H187L188 213L187 220L184 223L180 222V223L177 224L175 222L176 221V219H175L174 221H172L171 226L178 227V228H183V229H190V228H192L193 221H201V222L205 223L204 226H203V232H205V231L206 232L202 234L203 238H205V239H206V236L207 237L209 236L211 238L212 235H215L216 238H218V240H219V238L221 240V237H218V234H226V235L234 234V231H232L231 229L224 228L223 226H219V225H217L215 223L216 218L218 217V215L222 216L221 212L224 213V211H223V207H224L223 204L224 203L223 202L227 199L228 195H216V194H207V193H199V192H189V191H183L182 192V190L181 191L179 190ZM45 195H47V196H45ZM210 195H211V197H210ZM76 196H79V198L76 197ZM179 196H177V197H179ZM85 197L86 198L88 197V198L85 199ZM91 197H93V198H91ZM196 197H198L199 199L201 198V200L203 198L204 199H206V198L207 199H213V200H215V202L217 201L218 203L214 202L215 205L208 203L209 205L214 207V209H212L211 206H210L211 208L207 207L208 206L206 204V202H207L206 200L207 199L205 201H201V203H200V201ZM219 197H221V199H219ZM224 197H226V198H224ZM222 198L225 199V200H223ZM19 200H22V201L19 202ZM74 200L77 201V202H75ZM184 200H183V202H185ZM192 201H193V203H192ZM210 201L211 200H209V202ZM79 202L80 203L84 202V204L83 203L80 204ZM86 202H88L89 204L86 203ZM181 202H182V200H181ZM86 204H88L89 206L86 205ZM216 204H220L218 206L219 209H215V208H217ZM120 205H122V206L124 205V207L122 209L123 212L134 211V210H137V209H140V208L146 209V210L148 209V211L150 210V208L148 206H144V205H140V204H136V203H133V204L132 203H123V204L120 203ZM183 206H187V204L185 205V203H184ZM199 206H201L200 207L201 210H199ZM240 207H239V215H240ZM97 209H98V211H97ZM171 209H172L171 211H173L174 209H177V208L176 207L175 208L172 207ZM178 209H181V208H178ZM195 209H198V210H195ZM213 210H215V211L212 212ZM216 210H217V212H216ZM218 210H219V212H218ZM87 211L85 209L84 212H87ZM1 212H2V214H1ZM190 215H193V220L189 218ZM86 220L87 219L82 218V221H86ZM168 225L169 224H168L167 219H163L162 221L159 222L158 227L167 228ZM156 231H157V228H156ZM155 235H156V232H155L154 236H152L151 238L154 239ZM209 237H208V239H209ZM212 238H214L216 240L215 237H212ZM88 239L90 241H92L91 243L94 246L103 247V250H106V251H103L102 249L101 250H102V253L105 252L106 256H107L106 252L108 251L109 247L115 246V244L113 242H110L108 240V238H107V240H100L94 235H89ZM104 239H106V238H104ZM236 239H237V237H236ZM220 240H219V242H220ZM211 242L213 243V246H214V242L212 241V239H211ZM211 242L209 240V244ZM219 242H216V243L219 244ZM90 244L87 243V246L90 247L91 246ZM143 244H145V242ZM63 245H65V247L68 249V251H66V248L63 247ZM84 245H85V243H84ZM153 245L155 246L154 240H153ZM214 247L211 246V248H213V250L218 249V247L217 248L215 247V249H214ZM113 248H116V247H113ZM204 248L202 247V250L200 252L205 251ZM211 248H210V250H211ZM61 249H64V250H61ZM197 250L199 251L200 249L198 248ZM208 250H209V248H208ZM210 250L208 251L209 253L208 252H205V253H207V255L210 254L209 256L212 257L211 253H213V251L211 252ZM206 251H207V249H206ZM217 253H219V251ZM69 254H72V255L74 254V256H71V255L69 256ZM90 255L91 256L94 255V259L96 257H98L97 258L98 260H103V256H100V255L97 256L96 255V257H95V254H93V255L90 254ZM106 256H105V258H106L105 261H108ZM216 256H217V254H216ZM216 256L214 254V256L212 258L213 262L216 261L215 260ZM217 258L219 259L220 255L217 256ZM109 263H111V262H109ZM73 264H75V263H73ZM111 264H113V263H111Z\"/></svg>", "mask_w": 264, "mask_h": 264}, {"label": "crops", "instance_id": "obj_3", "mask_svg": "<svg viewBox=\"0 0 264 264\" xmlns=\"http://www.w3.org/2000/svg\"><path fill=\"white\" fill-rule=\"evenodd\" d=\"M172 2L177 16L196 45L200 46L208 62L213 68L225 71L222 86L226 90L225 85H227L232 89V93H237L233 95L226 91L233 102L239 104V99L246 100L247 96L264 95V14L259 17H250L249 0H172ZM179 7L183 10L182 16L189 21L210 50L211 58L215 60L217 68L193 31L181 19ZM205 36H210V38ZM94 76L100 81L121 84L122 77L119 75L103 73ZM138 79L148 81L146 78ZM256 131L254 145L257 153L264 160V134L259 135V128ZM116 175L133 176L135 178L133 183L117 182L136 187H148L145 178L149 176L157 179L167 178L166 184L161 182L156 186L164 190L169 188L216 195H235L239 192L238 184L230 183L227 178L220 179L209 174L174 172L171 177L161 174L150 176L148 170L135 168L117 171ZM43 211V204L38 202L32 204L31 212L34 215H41ZM187 212L189 211L174 209L169 215H163L153 214L150 210L142 208L129 212H123L120 208L115 209L114 215L119 219L111 223L108 240L114 244L151 246L155 240V237L154 239L151 237L154 236L160 221L173 217L177 224L184 223L187 220ZM45 213L44 221L40 222L35 230V240L41 249L56 253L59 247L68 241L69 236L66 234L69 230L68 220L78 219V211L72 207L51 209L48 206L45 208ZM109 216L108 212H89L87 218L89 235H93L92 230L96 225L100 231L103 224L110 223ZM129 216H133V222L129 221ZM136 216H149L152 222L140 224L135 221ZM252 232L253 244L258 254L254 257L253 253L248 251L249 260L251 264H264V221L258 220ZM96 237L106 240L99 236Z\"/></svg>", "mask_w": 264, "mask_h": 264}]
</instances>
